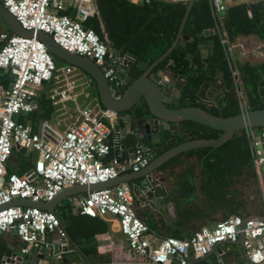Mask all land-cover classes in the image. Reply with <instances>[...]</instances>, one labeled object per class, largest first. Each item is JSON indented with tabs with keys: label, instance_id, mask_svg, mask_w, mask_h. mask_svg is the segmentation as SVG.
<instances>
[{
	"label": "built area",
	"instance_id": "2783aa9c",
	"mask_svg": "<svg viewBox=\"0 0 264 264\" xmlns=\"http://www.w3.org/2000/svg\"><path fill=\"white\" fill-rule=\"evenodd\" d=\"M0 1L23 29L50 34L63 49L92 59L102 68L104 76L113 80L114 69L109 63L106 44L92 29L82 26V20L96 12L94 0ZM232 1L237 0H228ZM248 1L264 4V0ZM210 3L215 14L225 7L222 0H210ZM67 7L73 15L65 12ZM214 30L228 60L233 59L235 47L243 53H256L254 49L246 50L240 41L229 43L218 19ZM0 68L9 76L13 74L0 93V233L15 229L23 244L21 252H27L33 244L49 246L44 240L46 232L56 233L61 239H66L67 233L55 212L12 204L13 200L44 203L66 187L105 182L121 174L139 172L149 163V158L143 147L124 154L119 147L124 137L118 126L119 114L92 96L89 91L92 80L81 69L68 63L57 66L38 38L0 32ZM234 75L236 77V71ZM45 84L49 85L51 101L56 105L61 102V108L68 112L69 120L64 129L56 128L49 120H41L34 130L30 123L15 119L17 114L36 108V98ZM78 94L86 99L83 105L77 102ZM68 100L74 103L72 112L64 103ZM240 107L241 111L246 110L243 99ZM246 131L259 178L261 215L264 216V127L259 132L254 128H246ZM14 148L33 150L37 158L33 167L22 175L12 172L6 176V163ZM112 148L114 156L106 162ZM73 209L91 217L114 218L130 249L142 260L151 258L153 264H174V259L175 264H190L191 253L200 259L218 243L235 242L241 231L249 264H264V219L244 222L243 217L233 215L217 222L214 228L201 227L189 238L159 237L137 215L134 195L126 182L86 191L75 198ZM60 246L56 256L62 258L69 250L63 249L66 242Z\"/></svg>",
	"mask_w": 264,
	"mask_h": 264
},
{
	"label": "trees",
	"instance_id": "16d2710c",
	"mask_svg": "<svg viewBox=\"0 0 264 264\" xmlns=\"http://www.w3.org/2000/svg\"><path fill=\"white\" fill-rule=\"evenodd\" d=\"M94 4L96 12L86 16L82 20V26L95 32L106 44L108 54L124 57L126 53H131L136 56L129 68L130 83L171 45L185 13L187 0H94ZM65 12L73 15L69 7ZM217 19L226 32L229 43L243 42L239 39L241 36H254L264 46L262 2L232 1L225 5L220 13L215 14L210 0H194L178 44L151 69L150 74L155 75L157 71L164 69L185 76L181 97L178 103L169 104L172 107L199 106L214 115L224 117L241 112V99L244 100L246 109L263 108L264 56L257 61H252L249 57L240 59L238 52L242 55L247 53L237 48V51L233 52V59L228 60L217 33L205 34V31L215 29ZM56 63L57 66L67 64L60 59H57ZM217 79L222 80L226 92L215 96L212 91H208V98L203 96L205 87L210 83L215 85ZM0 83L5 86L9 83L8 72L0 73ZM48 88L49 85L37 96V106L34 110L19 113L15 119L30 123L34 130L41 120H50L56 110V104L49 98ZM89 91L99 100L93 81L90 82ZM127 112H130L135 120L148 113V110L144 100H140L131 110L119 115ZM182 125L183 132L176 134L169 144L156 148V155L174 144L193 138H216L222 133L221 130L191 120L183 121ZM262 128L254 127L256 132ZM128 141L134 144L135 139L129 135ZM114 153L112 148L105 161L109 162ZM16 154L21 156V149L17 150ZM32 167L30 163L18 169L7 165L6 176L12 172L22 175ZM156 170L167 171L168 176L175 178L170 198L175 204L178 219L167 223L165 236L189 238L194 231L203 227L200 223L190 222L207 212L224 211L223 220L233 215L244 218L252 214L261 215L263 212L259 178L253 164L246 129L236 131L230 139L216 147H197L178 153ZM253 189L257 198L247 201V191ZM135 209L149 229L159 234L149 215L141 214L138 207ZM55 213L67 235L82 252L80 254L74 248L65 252L63 255L67 258V263L83 262L84 257L90 264L111 262L110 258L97 250L95 235L108 230V223L103 218L73 212L70 203L67 204V210L60 207ZM9 237L8 234L0 233V264L4 256L10 255L11 251L18 247V241L21 243L16 237L13 247H10ZM236 248V244H230L226 251V264H244L242 261L230 260L232 254H240ZM209 259L212 264H218L213 254ZM199 263L208 264L207 258L201 259Z\"/></svg>",
	"mask_w": 264,
	"mask_h": 264
},
{
	"label": "water",
	"instance_id": "95a60500",
	"mask_svg": "<svg viewBox=\"0 0 264 264\" xmlns=\"http://www.w3.org/2000/svg\"><path fill=\"white\" fill-rule=\"evenodd\" d=\"M193 2L194 0H187L185 13L171 45L124 88L123 84L131 78L129 68L136 59L135 55L126 53L123 58H118L116 54H110L109 63L114 69V78L110 81L104 76L102 68L92 59L63 49L53 41L51 35L48 33L40 30L23 29L15 17L8 12L0 1V18L10 29L11 33L38 38L44 43L48 52L55 60L60 59L65 63L72 64L88 74L96 85L99 101L104 107L117 113H122L131 110L142 99L148 110V113L135 120L130 112L122 116L128 125L122 128V132L126 133V135L119 143V147L127 151V153L135 147H143L149 158V163L139 172L121 174L105 182L66 187L51 200L44 203H34L29 199H15L11 202L12 204L37 206L55 212L57 203L72 192L81 193L126 182L134 195L135 207H140L144 204L156 206L161 200L170 198V192L166 189L163 182L154 175L155 170L169 158L189 149L221 145L230 139L236 131L241 129L264 127V107L261 109H246L238 114L224 117L214 115L199 106H169V104L178 103L183 85L186 81L185 76L179 73H171L164 69L157 71L155 75L150 74L151 69L163 60L178 44ZM213 32L215 30H209L205 31V34H211ZM10 76L13 77V74ZM185 120H191L210 128L221 130L222 133L216 138H193L186 140L174 144L159 155H156V148L163 144H169L170 141L175 139L174 136L176 134L183 132L184 126L182 122ZM129 135L134 137V144L129 143ZM11 157L12 154L8 161ZM137 179L141 180L138 182ZM164 207L165 205H163ZM248 219H264V216L252 214L244 217V222ZM243 225L241 228H243ZM11 232L16 234L15 229ZM44 240L51 242V244L47 247H43L41 244H33L29 246L27 252H21L20 249L14 250L9 256H4L1 262L3 264H66L67 258L65 256L62 258L58 257L56 254L60 251V243L66 242L67 240L69 243L63 249H71L73 245L82 254L78 245L68 235L66 239H61L56 233L46 232L44 234ZM126 242L130 249L128 240ZM230 244H236L241 247L246 264H249V258L243 247V231L239 233L238 239L235 242L218 243L211 248L208 254L202 256L200 259L208 257L213 252H217L220 254L221 263L226 264L225 250ZM130 253L134 255L131 249ZM142 262L153 264L151 258H145Z\"/></svg>",
	"mask_w": 264,
	"mask_h": 264
},
{
	"label": "crops",
	"instance_id": "0c3cea01",
	"mask_svg": "<svg viewBox=\"0 0 264 264\" xmlns=\"http://www.w3.org/2000/svg\"><path fill=\"white\" fill-rule=\"evenodd\" d=\"M133 1L139 2L141 0H133ZM0 32L11 33V31L8 27H6V28L1 27ZM3 72H5V70L0 69V73H3ZM9 81H10V76H9ZM7 86H8V84L5 86L4 84L0 83V93ZM46 86H48V84H45L41 88L40 92H42L46 88ZM206 94H207V91L203 92V96ZM206 98H208L207 95H206ZM68 102H70V101L68 100V101H65L64 103L66 104L67 108L69 107L68 111L72 112L73 108L70 107ZM61 107H62V103L59 102L56 105V110H55L54 114L51 116V119L49 120L58 129H64L65 124L69 120L68 116H67L68 112L65 111L64 109H62ZM117 121H118V126H120L121 128L128 125L127 122L124 120V118L121 116H118ZM121 122H122V124H121ZM123 135H124V137H123V139H124L126 133L123 132ZM20 149L22 151V155L18 156L16 154V152H17V150H20ZM124 154L126 155L127 151L124 150ZM36 158H37V153L33 150H25L23 148H14L13 153H12V157L6 163V166L7 165L12 166L14 169H18L19 167L21 168L22 166L28 165L29 163L34 165ZM166 172L167 171H164V170H156L154 172V175L161 182H163L166 189L171 194L172 190H174L175 178H174V176H168ZM140 180L141 179H137L138 182ZM83 194H85V192H81V193L72 192L66 198L62 199L60 202L57 203L56 208H55V212H56V209H58L60 207H62L64 210H67V204H69V203L72 205V211L76 212L73 209L75 198L77 196H80ZM163 205H165L164 208H163ZM138 210L141 214L144 213V214L149 215L153 224H155V230H157L159 232V234H157L155 232L157 234V236H159V237L165 236L164 235L165 229H166L165 226L167 225V223H170V222L178 219V212L176 210L175 204L172 202L171 198H169V197L158 202L156 206H149L148 204H144V205L138 207ZM224 214H225V212L221 211V210L215 211L213 213L207 212L205 214L198 215V217L194 218L192 220V222H190V223L191 224H199L200 223V225L207 226L208 228H214L217 222L223 220L222 217L224 216ZM104 220L108 223V230L104 233H99V234L95 235V239L97 241L98 252L101 254H104L106 257L110 258L111 262L109 264H143L142 259H140V257L136 253H134V255H131L130 249L128 248V244L126 242L127 239H126L125 235L120 231L118 222L114 218L104 219ZM4 234H8L10 236L9 237V244H10V247H13V243H14L15 238L16 237L19 238L18 235L14 234L12 232H6ZM68 243H69V241L67 240L66 245ZM50 244H51V242H49V245ZM21 245H22V243H20L18 241V247L15 248L14 250L20 249ZM229 247H230V245L227 247L225 252L228 251ZM71 248H74L73 245L71 246ZM236 249L239 250L240 254L239 255H237L236 253L232 254L230 256V258H231L230 260L231 261H242L245 264L246 259L243 256V252H242L241 247L239 245H237ZM14 250H12V251H14ZM68 250H71V249H68ZM12 251H11V253H12ZM212 254H213L214 258L217 259L218 264H220V260H221L220 255L217 252H213V253L209 254L208 257H206L208 264H212V260L209 259ZM62 256H64V255H62ZM193 256L194 255L191 253L190 258H189L190 264H201V263H199L201 259H199V258L196 259ZM83 259L85 261L80 262V263H73V264H90L87 258L84 257ZM173 262L175 264L177 262V260L174 259ZM66 264H71V263H66Z\"/></svg>",
	"mask_w": 264,
	"mask_h": 264
},
{
	"label": "rangeland",
	"instance_id": "374dc122",
	"mask_svg": "<svg viewBox=\"0 0 264 264\" xmlns=\"http://www.w3.org/2000/svg\"><path fill=\"white\" fill-rule=\"evenodd\" d=\"M222 3L224 5H227L229 4L230 2H228V0H222ZM3 27V28H6V24L1 20L0 18V28ZM241 41V43H243L246 47V50H256V53H253V54H246V55H242L240 52H238V57L240 59H245V58H250V60L252 61H257V60H260L263 58L264 56V46L261 44V42H258V40L254 37V36H241L239 38ZM237 51V48L235 47L233 49V52H236ZM61 64V63H60ZM80 91L79 89L77 90V92ZM86 99L84 98L83 94H78L77 96V102L80 104V105H83L85 103ZM68 104L70 105V107H74V103L72 101L68 102ZM263 178H264V169H263ZM260 187V186H259ZM255 198H257V195H256V192H255V189H253V191H250L249 192L247 191V196H245V199L247 201H251V200H254Z\"/></svg>",
	"mask_w": 264,
	"mask_h": 264
},
{
	"label": "flooded vegetation",
	"instance_id": "af4514ba",
	"mask_svg": "<svg viewBox=\"0 0 264 264\" xmlns=\"http://www.w3.org/2000/svg\"><path fill=\"white\" fill-rule=\"evenodd\" d=\"M118 57V56H117ZM118 58H123V57H118ZM131 76V75H130ZM129 81L130 80H128L127 82H125L124 84H123V86H124V88H126L127 86H128V84H129ZM91 87H93V86H91ZM208 92V91H212L213 93H214V95L215 96H220L221 95V93H223V91L224 92H226V89H225V85L222 83V80L221 79H217V81H216V84L215 85H212L211 83L209 84V85H207L206 87H205V92ZM214 96V97H215ZM213 97V98H214ZM142 100V99H141ZM119 114V113H118ZM124 114H120L119 116H123ZM146 143L147 144H149V142L148 141H146Z\"/></svg>",
	"mask_w": 264,
	"mask_h": 264
}]
</instances>
